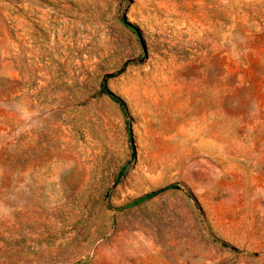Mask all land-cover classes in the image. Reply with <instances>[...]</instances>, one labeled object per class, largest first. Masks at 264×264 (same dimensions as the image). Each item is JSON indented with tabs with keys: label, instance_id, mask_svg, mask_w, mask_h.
Listing matches in <instances>:
<instances>
[{
	"label": "rangeland",
	"instance_id": "rangeland-1",
	"mask_svg": "<svg viewBox=\"0 0 264 264\" xmlns=\"http://www.w3.org/2000/svg\"><path fill=\"white\" fill-rule=\"evenodd\" d=\"M0 264H264V0H0Z\"/></svg>",
	"mask_w": 264,
	"mask_h": 264
},
{
	"label": "trees",
	"instance_id": "trees-1",
	"mask_svg": "<svg viewBox=\"0 0 264 264\" xmlns=\"http://www.w3.org/2000/svg\"><path fill=\"white\" fill-rule=\"evenodd\" d=\"M126 27H128L129 29H131L132 31H134L133 27L129 24H125ZM125 65L123 66L121 72L118 74L120 75L124 69H125ZM117 75H107L104 77L103 79V82H102V85H101V93L106 96L111 102H113L114 104L117 105V107L119 108L121 114L123 115V117L125 118V132L127 134V137H128V143H129V147H130V150H131V154H132V161L131 162H134L135 158H136V153H135V146H134V141H133V137H132V131H131V127H130V123H129V114H128V110H127V106L125 104V102L119 98L118 96L114 95L112 92H110L106 86H105V82L110 79V78H113V77H116ZM128 169V166H124L116 180H115V183L118 184L120 182V180L124 177L126 171ZM167 191H184L187 195L188 198H190L191 200L195 201L196 203V200L194 198V196L192 195V193L188 190H186L184 187H182L181 185H170V186H167L159 191H156V192H152L150 194H147L137 200H135L133 203H131L128 207H135V206H138L140 205L141 203H144V202H147V201H150L152 200L153 198L157 197L158 195L164 193V192H167Z\"/></svg>",
	"mask_w": 264,
	"mask_h": 264
}]
</instances>
